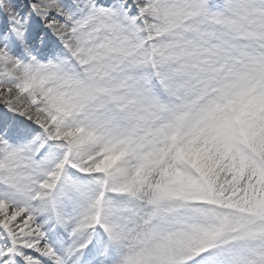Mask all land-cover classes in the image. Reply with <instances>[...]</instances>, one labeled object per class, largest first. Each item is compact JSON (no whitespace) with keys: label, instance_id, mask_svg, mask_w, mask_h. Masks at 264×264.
<instances>
[{"label":"snow or ice","instance_id":"snow-or-ice-1","mask_svg":"<svg viewBox=\"0 0 264 264\" xmlns=\"http://www.w3.org/2000/svg\"><path fill=\"white\" fill-rule=\"evenodd\" d=\"M0 264H264V0H0Z\"/></svg>","mask_w":264,"mask_h":264}]
</instances>
